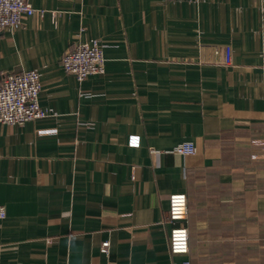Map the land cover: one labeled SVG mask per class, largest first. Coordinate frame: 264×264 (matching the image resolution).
Returning a JSON list of instances; mask_svg holds the SVG:
<instances>
[{
  "label": "crops",
  "instance_id": "1",
  "mask_svg": "<svg viewBox=\"0 0 264 264\" xmlns=\"http://www.w3.org/2000/svg\"><path fill=\"white\" fill-rule=\"evenodd\" d=\"M31 3L46 13L0 36V82L38 71L49 116L0 123V264H264V0ZM94 40L105 71L79 81L62 57Z\"/></svg>",
  "mask_w": 264,
  "mask_h": 264
},
{
  "label": "built area",
  "instance_id": "2",
  "mask_svg": "<svg viewBox=\"0 0 264 264\" xmlns=\"http://www.w3.org/2000/svg\"><path fill=\"white\" fill-rule=\"evenodd\" d=\"M45 13V10L35 8L31 0H0V36L6 30L16 31L21 28L24 19L35 15L43 17ZM223 53L224 63L230 65L231 47H224ZM62 65L68 74L79 81H84L92 75L102 74L106 65L104 45L99 40L81 42L64 53ZM42 88L40 74L36 70L5 75L0 82V123L23 126L27 122L48 117V111L39 101ZM138 141L137 139L132 143L139 144ZM177 151L182 154H193L195 148L191 144H183L177 148ZM169 200L168 222L173 226L169 238L170 251L173 255H186L190 250L189 230L185 225L189 217L188 197L186 194H173ZM6 217L5 208L0 206V220ZM101 251L103 254L109 253V242L102 244ZM184 264L190 262L186 261Z\"/></svg>",
  "mask_w": 264,
  "mask_h": 264
}]
</instances>
